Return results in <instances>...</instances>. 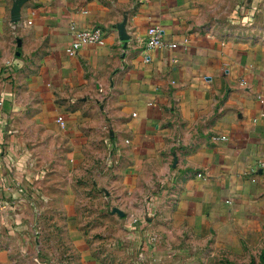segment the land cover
Instances as JSON below:
<instances>
[{
    "label": "crops",
    "instance_id": "obj_1",
    "mask_svg": "<svg viewBox=\"0 0 264 264\" xmlns=\"http://www.w3.org/2000/svg\"><path fill=\"white\" fill-rule=\"evenodd\" d=\"M259 12L239 32L197 0H0V197L6 169L28 158L19 139L59 138L55 151L78 160L111 153L134 200L143 180L164 182L160 210L189 236L264 250V2ZM152 25L177 47L147 48ZM94 27L103 44L66 52Z\"/></svg>",
    "mask_w": 264,
    "mask_h": 264
},
{
    "label": "rangeland",
    "instance_id": "obj_2",
    "mask_svg": "<svg viewBox=\"0 0 264 264\" xmlns=\"http://www.w3.org/2000/svg\"><path fill=\"white\" fill-rule=\"evenodd\" d=\"M197 1L239 32L254 24L247 18L262 19L264 0ZM19 140L28 158L5 172L11 193L0 197V264H264L263 249L247 256L173 227L156 199L167 195L164 182L150 188L143 180L132 199L133 189L116 182L111 153L78 160L55 151L65 140Z\"/></svg>",
    "mask_w": 264,
    "mask_h": 264
},
{
    "label": "built area",
    "instance_id": "obj_3",
    "mask_svg": "<svg viewBox=\"0 0 264 264\" xmlns=\"http://www.w3.org/2000/svg\"><path fill=\"white\" fill-rule=\"evenodd\" d=\"M143 1V0H137ZM73 40L67 46L66 52L70 55L74 54L80 47L86 44H98L101 45L104 43V33L103 30L99 27H94L91 29H79L72 32ZM147 48H168L174 49L177 47L176 43H169L164 40V29L158 25H152L147 29ZM147 60V57H146ZM60 124H63L62 117L57 119ZM5 123L0 120V126H3ZM216 139L225 140V136L216 137Z\"/></svg>",
    "mask_w": 264,
    "mask_h": 264
},
{
    "label": "water",
    "instance_id": "obj_4",
    "mask_svg": "<svg viewBox=\"0 0 264 264\" xmlns=\"http://www.w3.org/2000/svg\"><path fill=\"white\" fill-rule=\"evenodd\" d=\"M15 12L16 10L14 11V18L17 19V14ZM117 26H118L119 33H120V39L126 41L127 35H125V33L123 32V26L121 24ZM113 210L116 211L120 216L123 215V213L118 211L115 207L113 208Z\"/></svg>",
    "mask_w": 264,
    "mask_h": 264
},
{
    "label": "trees",
    "instance_id": "obj_5",
    "mask_svg": "<svg viewBox=\"0 0 264 264\" xmlns=\"http://www.w3.org/2000/svg\"><path fill=\"white\" fill-rule=\"evenodd\" d=\"M264 253V252H263ZM263 255V254H262ZM264 257V256H263ZM262 258V257H261ZM263 260H264V258H263Z\"/></svg>",
    "mask_w": 264,
    "mask_h": 264
}]
</instances>
